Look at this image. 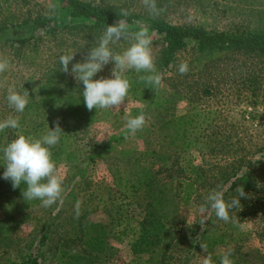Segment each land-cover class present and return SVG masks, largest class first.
I'll return each mask as SVG.
<instances>
[{
  "label": "rangeland",
  "instance_id": "obj_1",
  "mask_svg": "<svg viewBox=\"0 0 264 264\" xmlns=\"http://www.w3.org/2000/svg\"><path fill=\"white\" fill-rule=\"evenodd\" d=\"M81 1L137 15L139 20L133 22L131 44L135 43V33L149 26L147 19L150 18L207 31H264V0H155L160 10L158 15L150 12L144 0ZM61 10L58 0H10L7 5L0 0V23L9 22L8 17L11 16L14 23H20L28 16H49V13ZM63 20L66 24L71 22L68 16ZM47 27L49 30L53 24L49 23ZM29 31V27L11 28L8 33L0 35V59L9 61V68L0 73V121L18 118L27 129L24 131L29 133L24 132L23 135L41 138L55 126L47 125L37 132H29L31 128L27 123L41 117L36 116V108L17 112L11 107L7 101L9 89L23 94L20 87H27L29 79L34 82L45 73L49 80L51 71L57 70L67 84L83 91V82L76 79L77 74H73L71 69L73 64L85 61L81 52L88 45L83 42V32L75 33L70 29L42 34L36 43L30 41L24 46L16 43L19 38L28 36ZM148 35L155 64L162 46L149 30ZM79 46L78 50L76 47ZM69 54H74V59L69 64V71L63 72L60 57ZM194 57L191 45L181 51L166 81L156 88L148 84L140 90L126 77L131 86L120 108L94 109L87 117L88 124L84 122L70 136L61 135L59 143L50 150L57 164V173L63 180L64 191L52 206L43 207L40 200H29V208L20 211L24 207L23 200L10 187L2 185L5 168H0V264H18L24 255L38 251L41 253L39 264H72L59 253L81 250V231L77 224L90 221L109 227V222L118 216L116 212L119 211L126 223L135 225L139 212L136 209L132 211L131 205L127 206L128 201L119 196L117 187H121L126 179L120 175L131 169L135 159L148 168L159 166V162L147 155L149 150L159 149L162 145L160 134L156 132L157 125L163 120L185 115L191 107L206 116V122L202 124L205 133H208L206 128L231 131V139H237L236 136L244 138L246 146L250 141L248 146L252 147L249 150L255 151L254 143L264 140V61L251 55L219 58L203 55L199 61L193 62ZM184 62L189 70L181 74L179 66ZM112 63L104 66L93 79L112 78ZM130 70L133 77L142 82L144 71ZM208 86L214 88L211 95L202 92ZM61 87L64 89L63 84ZM36 90H29L32 101L41 96L35 93ZM42 92L43 96L47 95L46 91ZM45 102L53 104L55 99L47 96ZM56 104L62 106L64 100L56 101ZM141 113L146 117L145 126L133 134L125 126V117ZM22 126L18 130L7 128L5 133L0 131V152L7 137L16 139L22 134ZM217 126L221 128L218 130ZM191 156L194 166L206 167L207 170L211 165L220 167L224 164L195 151ZM1 164L0 167H4ZM198 192L200 198H193L189 204L181 203L179 222L176 221L177 230H182L179 231L180 238L163 251L169 250L170 263L203 264L208 255L222 258L230 254L233 260L248 253L251 263L259 264L261 256L258 252L264 255V219H260V213L252 218L236 217L233 224L231 220L225 222L216 216L214 222L205 225L208 212L201 213L199 209L206 202L209 190L203 188ZM196 220L200 222L194 227ZM203 229L207 233L200 243L198 236ZM220 236L226 240L222 242ZM112 244L117 253L104 264H156L163 250L149 261L148 255L133 256L129 242L124 238L112 241ZM234 264L240 263L236 261Z\"/></svg>",
  "mask_w": 264,
  "mask_h": 264
},
{
  "label": "trees",
  "instance_id": "obj_2",
  "mask_svg": "<svg viewBox=\"0 0 264 264\" xmlns=\"http://www.w3.org/2000/svg\"><path fill=\"white\" fill-rule=\"evenodd\" d=\"M9 1L1 0V3L7 5ZM58 1L62 10L51 12L49 16L36 15L33 18L28 16L20 23H14L12 16L8 17L9 22L6 20L0 23V35L4 32L8 33L11 28L29 27V35L16 41L19 45L24 46L30 41L36 43V39L40 40V36L47 32L56 34L59 29H70L75 33L81 31L83 32V42L88 45L87 49L81 52L86 58L90 49L99 46L100 36H103L107 26L123 20L127 26L126 38L110 44L109 47L114 54H122L132 45L130 35L134 20H139L137 15L129 12L124 15L118 8L102 7L81 0ZM66 16L71 21L68 24L63 20ZM147 21L149 22L147 29L157 37L162 46L160 57L154 64L156 72H144V77L152 74L160 75L161 82L159 85L153 84L155 88L166 81L167 75L176 66L179 53L190 45L195 52L193 62L199 61V57L203 55L214 58L228 55H251L264 61V31L237 29L216 32L200 27L176 26L153 18L147 19ZM49 23H52L53 27L48 30ZM76 48L79 50L80 46ZM112 64L114 67H111V71L115 68V63ZM124 75L140 90L149 84L143 79L142 82L137 81L130 69ZM46 77L47 74L44 73L34 82L29 79L27 87L26 85L20 87L21 92L29 93V98L30 89H37L35 93L38 92L41 95L40 98H35L33 101L30 98L24 110L29 111L30 107L36 108V116L41 117L27 123L31 128L29 132H37L47 125L48 127L55 126L54 122L59 118L64 133L62 136H70L76 131V128L83 126L84 122H87L86 124L90 122L87 117H90L94 109L91 111L87 109L83 100V91L67 84L66 80L58 75L57 70L51 71L49 80ZM62 84L64 89L61 87ZM213 90L214 88L208 86L202 92L205 95H211ZM42 91H46L47 95L43 96ZM47 96L54 98L55 102L46 104ZM61 100H64V104L57 105L56 101L59 103ZM188 100L193 101L191 97ZM21 122L19 120V126H22ZM205 122L206 116L192 107L183 116L161 121L157 125L156 132L160 134L162 145L159 149L147 152L150 158L159 162V166L148 168L135 159L131 169L126 174L120 175L122 178H126L125 182L121 187H117L119 196L128 201L127 206L131 205L132 211L138 210L139 218L136 220V224L126 223L119 211L116 212L118 216L109 222V227L107 224L81 222L77 224L81 231L79 235L81 250L79 252L61 251L60 257L66 258L72 264H104L117 253L112 241H122L124 238L128 240L133 256L148 255L150 261L159 250L163 249L156 264H171L167 256L169 250L163 251L168 246H172L174 240L179 237V231H182L176 228V223L179 222L178 214L181 203L189 204L193 198H200L198 190L203 188H208V195L213 190H222L224 200L230 202L233 198L238 197L237 188L242 187L245 196L240 197L241 207L229 211V220L232 222L236 217L252 218L257 213H260V219H264V140L256 141L253 145L255 151L251 152L249 149L252 146H248L250 141H247L248 145L246 146L244 138L236 136L237 139H231V131L221 132L219 130L221 126L215 127L219 131L206 128L208 133H205L202 128V124ZM24 130L27 129L23 128L22 134L25 132ZM5 132V130L2 131V133ZM13 140L7 137L4 146L6 147ZM2 150L0 162L2 166H5ZM193 151L203 157L213 159L214 162L217 160L224 164L220 167L211 165L208 170L206 167H196L192 163L191 153ZM2 185L10 187L20 197V200H23L24 207H21L20 211L29 208V200L23 196V192L27 188L25 183L22 182L19 187L13 188L10 180L3 179ZM204 205L208 209L205 219V225H207L215 221L216 213L211 209L207 199ZM199 222L196 220L193 226L197 227ZM206 233L207 230L203 229L198 236L200 243ZM219 238L222 242L226 240L222 236ZM258 253L261 256L259 264H264V255L261 252ZM249 255L246 253L238 259L234 258L233 261L240 264H252L248 259ZM40 256V251L28 253L20 258L18 264H39ZM220 258L221 256H213V264H221Z\"/></svg>",
  "mask_w": 264,
  "mask_h": 264
},
{
  "label": "clouds",
  "instance_id": "obj_3",
  "mask_svg": "<svg viewBox=\"0 0 264 264\" xmlns=\"http://www.w3.org/2000/svg\"><path fill=\"white\" fill-rule=\"evenodd\" d=\"M144 4L150 12L158 15L155 0H144ZM122 14L126 15V12ZM127 36L126 22L119 20L116 24L107 26L106 31L100 39L99 46L90 50L83 63L77 62L72 66V73L76 79L83 82V100L88 110L92 109H113L120 108L125 102L130 89V82L124 75L129 69H135L137 72L155 73V65L151 55V38L148 35L147 28L141 29L134 35L133 43L122 54H114L109 45L114 44ZM74 54L62 55L60 63L63 72L69 71V64L73 61ZM110 62L115 63L112 71V78L101 77L93 79L97 73L101 72L104 66ZM9 68L7 59H0V73H4ZM119 69V71H117ZM188 64L181 63L179 72L186 74ZM149 84L159 85L161 77L159 74L147 75L141 77ZM29 100V93L25 91L20 94L9 89L7 101L17 112H23ZM126 128L135 133L141 130L146 123V117L143 113L135 117L126 116ZM55 127L50 129L46 135L41 138L32 136L18 135V138L10 142L3 148V159L5 161V171L3 179L10 180L13 188L19 187L23 182L27 185L23 192L27 200H40L43 207H50L61 198L64 191L63 180L57 173V164L53 159L51 148L59 143L61 135L64 134L60 126L59 118L54 122ZM7 128H19L18 118L9 117L0 121V131ZM238 197L230 202L224 200L222 190H213L207 197V202L211 209L216 213L219 219L225 222L229 221V211L233 208L241 207L240 197L245 196L243 188H237ZM200 212L204 213L208 209L205 205L200 206ZM203 264H213L211 255L203 260ZM221 264H234L230 259V254H225L221 258Z\"/></svg>",
  "mask_w": 264,
  "mask_h": 264
}]
</instances>
